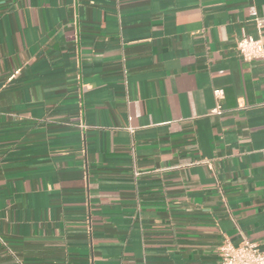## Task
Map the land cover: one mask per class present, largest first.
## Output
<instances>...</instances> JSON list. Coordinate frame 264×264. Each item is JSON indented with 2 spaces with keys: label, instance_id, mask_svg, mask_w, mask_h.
<instances>
[{
  "label": "crops",
  "instance_id": "0c3cea01",
  "mask_svg": "<svg viewBox=\"0 0 264 264\" xmlns=\"http://www.w3.org/2000/svg\"><path fill=\"white\" fill-rule=\"evenodd\" d=\"M245 35L264 43V0H0V264L264 249V59L238 55Z\"/></svg>",
  "mask_w": 264,
  "mask_h": 264
},
{
  "label": "built area",
  "instance_id": "2783aa9c",
  "mask_svg": "<svg viewBox=\"0 0 264 264\" xmlns=\"http://www.w3.org/2000/svg\"><path fill=\"white\" fill-rule=\"evenodd\" d=\"M256 27L260 28V18H255ZM234 48L238 55L245 61L264 59V43L260 36L245 35L235 40ZM216 97L221 95V90L214 89ZM217 105L211 113H220ZM205 161V160H201ZM218 264H264V249H259L254 243L244 240L239 245H233L224 239L218 246Z\"/></svg>",
  "mask_w": 264,
  "mask_h": 264
}]
</instances>
